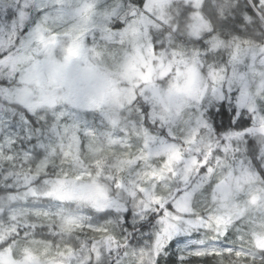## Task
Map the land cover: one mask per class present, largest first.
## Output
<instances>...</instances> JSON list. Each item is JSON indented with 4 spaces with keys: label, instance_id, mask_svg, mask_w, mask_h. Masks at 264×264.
<instances>
[{
    "label": "snow or ice",
    "instance_id": "snow-or-ice-1",
    "mask_svg": "<svg viewBox=\"0 0 264 264\" xmlns=\"http://www.w3.org/2000/svg\"><path fill=\"white\" fill-rule=\"evenodd\" d=\"M0 264H264V0H0Z\"/></svg>",
    "mask_w": 264,
    "mask_h": 264
}]
</instances>
